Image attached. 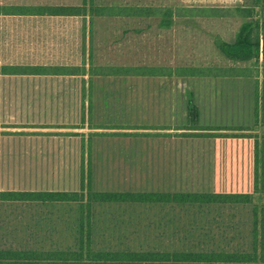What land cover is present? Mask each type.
Here are the masks:
<instances>
[{
  "label": "rangeland",
  "instance_id": "374dc122",
  "mask_svg": "<svg viewBox=\"0 0 264 264\" xmlns=\"http://www.w3.org/2000/svg\"><path fill=\"white\" fill-rule=\"evenodd\" d=\"M46 1L63 6L83 4V0ZM88 1L89 7L143 6L160 10L148 18L92 17V23H86L85 30L81 31L90 33L93 40L74 43L77 50H82L83 44L86 50L90 47L98 64L173 70L236 66L248 67L257 73L254 60L231 61L219 49V44L234 42L242 25L249 20L241 10H254V16L264 20V0ZM88 58L89 51L78 53L70 61L88 63ZM169 81L161 79L155 87L152 81L147 88L121 83L123 90L119 97L109 86L93 91L94 104L116 98L120 99L117 106L124 109L119 121H108V125L115 126L105 132L81 129L84 126L78 109L74 110L76 114L67 111L70 114L59 122L50 120L35 125L13 120L0 124V186L3 185L0 191H80L83 184L93 191L249 192L253 194V204L95 203L82 210L77 203L44 206L0 203V245L28 246V241L37 243L38 237L52 238L64 246L74 244L77 234L71 232L79 231L84 220L94 246L99 248L199 252L253 251L255 243L259 249L261 245L264 247V224L261 227L264 192H255L256 154H259L261 171L264 153V78L259 75L236 80L226 90L210 85L207 90L204 84L200 85L207 80L203 82L200 77L192 81L197 98L205 99L209 94L218 97L226 114L229 109L230 118L239 119L235 124L224 120V126L201 127L196 132L150 126L154 125L149 119L153 114L149 109L155 106L154 97L157 100L161 97ZM173 82L167 94L176 98L177 82ZM67 98L73 104L74 97ZM134 103L139 105V121L137 114L134 120L131 118ZM68 106L74 107L70 104L63 107ZM170 138L180 142L183 139L199 141L203 149L208 146L211 151L206 153L204 168L190 165L187 169H176L171 163L175 160L174 154L170 155L168 149L176 144H171ZM161 148H166V153L157 151ZM257 210L260 229L255 233ZM83 214L86 218H81ZM50 242H46L47 247Z\"/></svg>",
  "mask_w": 264,
  "mask_h": 264
},
{
  "label": "crops",
  "instance_id": "0c3cea01",
  "mask_svg": "<svg viewBox=\"0 0 264 264\" xmlns=\"http://www.w3.org/2000/svg\"><path fill=\"white\" fill-rule=\"evenodd\" d=\"M87 2L89 6V1L87 0ZM57 6L63 5L46 0H0V69L11 66L21 69L20 73L17 74L0 70V124L11 123L13 120L28 121L30 124L35 125L38 123L43 125V121L49 123L50 120L59 122L65 115L70 114L68 112L76 114L74 110L78 109L80 121L84 126L81 129L89 128L90 132H93L92 130L105 132L109 129L108 127L115 126L108 125V121L111 123L113 120L119 121L120 114L124 112V109L117 106L120 99L116 98L112 102L103 99L100 103L94 104L93 91H96V89L102 91V89L109 86L118 93L119 97L120 91L123 90L121 83H125V85L132 83L133 88H147V85L152 81H154V87L157 86L161 79L170 81L167 82L160 93L161 97L158 100L154 97L155 106L149 109V113L153 112L149 119L153 121L154 125L150 126L173 128L177 129L178 132H196L195 130L185 129L188 124L189 101H193L199 108V123L203 127L224 126V120L235 124L239 120L235 117L230 118L229 109L226 114L224 104L218 97L214 98L210 94L205 99L196 97V88L192 81L197 80L199 77L103 73L101 70L107 69L108 65L96 63L93 55H91L92 50L89 49L90 47L86 50L84 49L85 44H83V49L77 50L74 43L93 40L90 33L81 31L85 30L86 23H92V16H60L36 12L38 9ZM65 6L77 7L78 5L66 4ZM13 10H16V12ZM88 51V63L85 60L81 63L70 61L78 53L81 54L82 52L84 54ZM31 67H43L47 68L48 71L43 74H33L25 70ZM115 67L130 68L129 65L118 64ZM131 67L135 66L131 65ZM200 78L203 82L207 80L205 83L200 84L201 86L204 84L207 90L209 85L212 88L218 89L221 87L222 90H226V87L231 88L236 80L247 79L242 77H227L233 80H227L226 77ZM173 81L177 82L175 87L177 88L175 90L176 98H171V95L167 94L170 85L175 83ZM119 86H121L120 90L118 89ZM68 90L71 92L65 93ZM69 94L74 97L73 104L69 103L67 98V96H70ZM163 94H165L164 97ZM69 104L74 107L71 106L70 109L69 106L66 109L63 107ZM138 106L134 103L131 107L132 120H134L133 117H137L135 116L137 114L139 121L138 113L140 110ZM156 106L159 107V110H156ZM112 108L111 116H108L109 109ZM72 118L76 121V116L73 117L72 115ZM170 139L171 144L172 142L176 144V147L168 148L170 149L169 154H174L175 160L171 163L175 165L176 169H187L190 165H192V168L200 169V165L204 168L206 153L208 150L211 151L207 149L208 146H204L206 148L203 149L199 141L189 140L191 142H188L183 139L180 142L177 138ZM157 151H165L166 153V148ZM177 161H179V164ZM183 162L184 165H182ZM2 186H0V190Z\"/></svg>",
  "mask_w": 264,
  "mask_h": 264
},
{
  "label": "trees",
  "instance_id": "16d2710c",
  "mask_svg": "<svg viewBox=\"0 0 264 264\" xmlns=\"http://www.w3.org/2000/svg\"><path fill=\"white\" fill-rule=\"evenodd\" d=\"M16 12V10H13ZM160 10L152 7L130 6L117 8L112 6H88L87 0L82 6H57L36 10L37 13H48L60 16H108V17H154ZM243 17L249 19L240 28L234 42L220 43L219 49L231 61H255L256 74L248 67L228 68L208 67L171 69L158 66L108 67L103 73L138 76H179V77H256L264 78V20L254 16V10L243 9ZM3 72L20 73L19 67H3ZM33 74H43L48 70L43 67L25 69ZM64 71V70H61ZM66 72V71H65ZM187 129L197 130L199 108L189 101ZM262 174V176H261ZM255 192H264V153L261 171L259 154L255 161ZM261 181V182H260ZM82 184L80 191L66 190H35V191H0V203L16 205H57L77 203L81 209L91 208L96 204H199L203 205H250L253 194L249 192L218 193V192H171V191H93ZM257 207V206H255ZM264 208V207H263ZM83 212V211H82ZM254 232H259L258 210L255 211ZM81 218H86L84 214ZM89 225V221L87 223ZM264 223L262 222L261 227ZM73 243L67 246L56 244L50 238H37V243L28 241V246L0 245V264H264V247L259 249L254 244L253 251H159L149 249H113L99 248L93 244L91 232L86 230L82 221L80 230L71 232ZM37 235V234H36ZM34 235V236H36ZM32 236V237H34ZM51 237V236H50ZM51 241L47 247L46 242ZM36 243L37 246H34ZM262 243V242H261Z\"/></svg>",
  "mask_w": 264,
  "mask_h": 264
}]
</instances>
